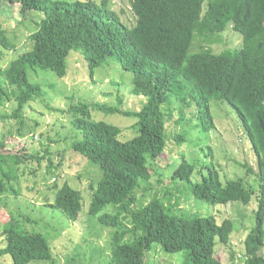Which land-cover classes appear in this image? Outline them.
<instances>
[{
  "label": "trees",
  "instance_id": "16d2710c",
  "mask_svg": "<svg viewBox=\"0 0 264 264\" xmlns=\"http://www.w3.org/2000/svg\"><path fill=\"white\" fill-rule=\"evenodd\" d=\"M8 1L21 6L24 19L33 12L44 17L31 36L32 49L7 68L0 67V122L17 120L24 126L27 109L46 97L43 85L31 82L29 73L40 69L64 79L72 53L86 60L91 79L97 69L117 64L132 75L131 94L146 102L139 111L123 110L121 97L114 106L72 102L62 111L70 126L61 123L60 128L73 134L62 142L61 136L49 132L57 126L54 123L41 133L48 143L43 151L30 153L23 147L20 154L10 155L7 143L0 140V207H7L9 196L20 195L19 172L36 178L33 190L40 177L50 181L58 175L64 160L55 165L53 143L60 152L75 154L98 168L100 178L88 187V223L93 234L106 229L113 233L109 255L95 247L100 255L92 254L90 260L96 264H148L147 257L157 249L180 255L179 264H225L217 253L219 245L231 251L237 264H264V0H129L135 16L130 26L114 10V0ZM229 29L240 34L242 45L232 47L224 39ZM199 40L205 46H199ZM222 43L227 47L217 51L214 47ZM13 48L0 24V51ZM212 102H225L235 110L257 159L262 190L255 226L240 249L234 245L237 230L232 219L218 224L215 216L191 218L175 198L181 190L172 187L179 180L194 199L212 206H248L254 192L244 180L223 183L212 164L205 166L208 175L195 183V164L180 156L182 162L165 185L158 164L171 141L177 146L189 143L188 135L179 131L183 122L204 133L216 129ZM95 112L134 118L130 127L135 135L125 138L123 127L95 120ZM172 123L173 131L168 127ZM36 124L40 127L38 120ZM244 167L248 174L253 171ZM38 169L44 170L42 175ZM54 189V202L44 206L77 222L86 204L83 191L70 181L61 187L57 183ZM8 216L0 255L11 256L13 264H56L47 237L27 228V223H34L32 218L21 214L24 223L15 214Z\"/></svg>",
  "mask_w": 264,
  "mask_h": 264
},
{
  "label": "rangeland",
  "instance_id": "374dc122",
  "mask_svg": "<svg viewBox=\"0 0 264 264\" xmlns=\"http://www.w3.org/2000/svg\"><path fill=\"white\" fill-rule=\"evenodd\" d=\"M113 8L127 25L130 26L135 23V16L129 0H114ZM43 17V14L33 12L24 19L19 4L0 0V24L7 31V36L14 45V48L9 51H0V67L7 68L19 55L32 49L31 36L38 29V24ZM227 32L224 39L230 41L233 44L232 47L242 45L240 34L231 29ZM196 43L200 44L199 46H205L201 40ZM226 45V43H222L214 48L221 51L227 47ZM68 64V75L64 79L59 78L51 71H41L40 69L37 73H29L31 82L43 85L46 97L44 100H37L32 104V108L27 109L24 114V126L17 120L0 122V140H5L7 150H9L7 153L10 155L20 154L23 147L27 148L30 153L43 151L48 143L47 135L41 136V133L48 132L54 123H57V126H53L49 132L52 135L61 136V141L64 142V137L73 134V132H70L69 128H65L70 126V122L67 115L63 114L62 111L67 110L72 102H95L114 106L120 104L119 97H121L122 109L134 111H139L143 102H146L143 97L131 94L132 75L115 63H109L97 69L92 79L89 75L88 64L80 53H72ZM47 106L60 111L50 112ZM6 112L11 113V109H7ZM211 112L216 124L215 130L204 133L193 130L186 125V122H183L179 131L188 135L189 143L177 146L175 142L171 141L166 154L158 159V164L164 174L165 185L170 184L174 169L176 170L182 162L180 156L195 164L196 171L192 179L195 183L201 180L202 176L208 175L205 166H212V164L220 173L223 183L231 180H244L245 185L254 192L252 202L248 206L241 203L212 206L204 201L194 199L191 192L185 188L184 183L179 180L172 187L175 192L181 190L175 195V198L180 200V209H185L186 214L191 218L215 216L218 224H222L225 219H232L237 230L233 236L234 245L240 249L243 248L241 242L245 240L248 231L255 226V212L258 208V197L262 190L257 159L245 128L235 110L225 102H212ZM93 118L97 121L123 127L125 138H131L135 135L130 127L136 122L134 118L123 117L118 114L108 115L104 112H95ZM36 120L40 123V127L37 126ZM61 123L64 124V129L60 128ZM174 126L173 123L168 125L171 131L175 129ZM21 129L23 135L19 133ZM71 138L68 140L69 143ZM68 145V143L64 144V146ZM51 146L54 150L55 165L60 164L61 159L64 160V164L56 171L58 175L53 176L50 181H45L43 177H40L39 184L34 190L30 187L34 186V182H37L36 178L28 173L19 172L18 177L21 178V183L18 186L20 195L9 196L7 207H0V249L5 246L2 232L3 224L9 219L8 215L15 214L26 223V219L20 217L23 214L30 216L34 221V223H27V228L30 231L42 233L49 240L56 264H74L76 261L77 264H96L94 259V262L90 260L92 254L96 257L100 255L95 253V247L103 250L105 256L109 255L113 233L110 229H106L102 234H93L91 232L92 226L88 223L87 215L91 202L88 187L92 181L100 178L99 171L96 170V166L95 169L92 168L82 157L75 154H64V150H62L63 153L60 152L57 149L58 145L53 143ZM211 151L214 153L213 157H209ZM244 165H248L253 171L248 174ZM34 166L36 167V164ZM46 167L48 165L44 163L43 169ZM8 169L11 170L10 167ZM11 171L16 170L14 168ZM43 171L38 169L40 174ZM57 177L59 178L56 181L55 178L57 179ZM156 180L157 177L154 178L155 184ZM66 181L73 183L74 188L82 190L86 198L84 212L77 222H71L61 212L50 210L44 206L54 202L57 192L54 189L55 184L58 183L61 187ZM219 248L220 245L217 246V253L225 264H237L236 261L232 260L230 250L223 247ZM179 256L157 249L156 252L153 251L149 254L147 262L148 264H179L177 259ZM0 264H13L11 256L0 255Z\"/></svg>",
  "mask_w": 264,
  "mask_h": 264
}]
</instances>
